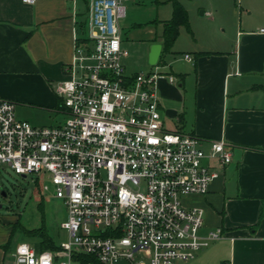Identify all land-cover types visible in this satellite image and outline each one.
Instances as JSON below:
<instances>
[{
	"label": "built area",
	"instance_id": "obj_1",
	"mask_svg": "<svg viewBox=\"0 0 264 264\" xmlns=\"http://www.w3.org/2000/svg\"><path fill=\"white\" fill-rule=\"evenodd\" d=\"M88 1L86 35L75 38L67 77L55 87L64 120L33 125L0 98V167L49 180L66 209L59 226L68 239L54 251L20 243L3 264H79L73 254L101 264L191 260L222 232L201 235L203 212L184 200L206 194L217 177L205 159L222 165L231 154L222 140L206 152L198 136L164 128L160 73L128 72L123 63L128 0Z\"/></svg>",
	"mask_w": 264,
	"mask_h": 264
},
{
	"label": "crops",
	"instance_id": "obj_2",
	"mask_svg": "<svg viewBox=\"0 0 264 264\" xmlns=\"http://www.w3.org/2000/svg\"><path fill=\"white\" fill-rule=\"evenodd\" d=\"M88 10V0H0V98L14 103L17 118L38 126L64 120L55 87L67 77L75 38L86 35ZM158 37L155 33L151 41L161 45L154 65L161 75L157 94L164 128L198 136L206 152L211 141L222 140L231 154L222 165L205 159L217 177L206 194L184 200L203 212L201 235L222 232L189 264H264V30L239 29L229 50L184 53L188 67L179 73L159 63ZM124 59L126 70L135 72ZM10 231L0 213V264L12 258L18 244L38 245L39 238L13 245Z\"/></svg>",
	"mask_w": 264,
	"mask_h": 264
},
{
	"label": "rangeland",
	"instance_id": "obj_3",
	"mask_svg": "<svg viewBox=\"0 0 264 264\" xmlns=\"http://www.w3.org/2000/svg\"><path fill=\"white\" fill-rule=\"evenodd\" d=\"M176 1L186 10L188 28L185 25L179 26L177 39L167 50H164L162 30L163 23L172 17L173 1H126V15L121 19L123 28L120 34L122 47L129 53L124 59L129 69L143 72L160 71L155 69V65L148 63L150 48L156 44L151 41L155 33L161 35L157 39H161L163 46L159 63L162 61L171 65L172 70L179 73L188 67V62L183 59L184 53L210 48L229 50L235 47L239 29L264 30V0ZM201 11L204 12L203 15ZM152 20H157L158 23H149ZM141 23L149 24L144 28L133 27L134 24ZM1 191H4L5 196ZM0 213L7 216L10 228L15 229L13 245L29 241V238L36 239L37 237L30 236L31 230L43 226L55 244L68 239L67 232L59 226L66 214L65 206L60 199L53 196L52 186L43 176L37 177L33 174L22 177L11 168L1 166ZM11 259L10 257L9 260ZM189 263L177 261L175 264Z\"/></svg>",
	"mask_w": 264,
	"mask_h": 264
},
{
	"label": "trees",
	"instance_id": "obj_4",
	"mask_svg": "<svg viewBox=\"0 0 264 264\" xmlns=\"http://www.w3.org/2000/svg\"><path fill=\"white\" fill-rule=\"evenodd\" d=\"M172 1H173L172 17L163 23L162 39L164 40V50H167L176 40L180 25H185L188 28V16L186 10L182 6V4H180L176 0H172ZM31 231H32V234L30 235L31 237L39 238L38 245L35 248L37 251L39 252L44 250L54 251L59 248V245L55 244L52 241L51 237L48 235L45 226L38 227ZM14 232L15 229L11 228L10 238L11 236L14 235ZM72 258L75 261H78L79 264H87L89 262H91L92 264H101L88 255L73 254Z\"/></svg>",
	"mask_w": 264,
	"mask_h": 264
},
{
	"label": "water",
	"instance_id": "obj_5",
	"mask_svg": "<svg viewBox=\"0 0 264 264\" xmlns=\"http://www.w3.org/2000/svg\"><path fill=\"white\" fill-rule=\"evenodd\" d=\"M201 14H203V12L201 11ZM161 52V45L160 44H153L150 48V53H149V59L148 62L150 65H154L157 62V59L160 55ZM2 195L5 196L4 191H1ZM111 264H130L128 261L124 260V259H116L113 260Z\"/></svg>",
	"mask_w": 264,
	"mask_h": 264
}]
</instances>
